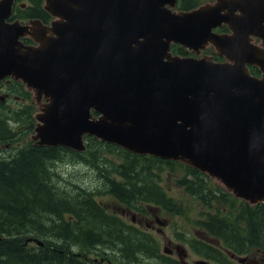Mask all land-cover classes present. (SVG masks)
Masks as SVG:
<instances>
[{
  "label": "water",
  "instance_id": "1",
  "mask_svg": "<svg viewBox=\"0 0 264 264\" xmlns=\"http://www.w3.org/2000/svg\"><path fill=\"white\" fill-rule=\"evenodd\" d=\"M13 2L0 0V82L32 94L35 146L81 153L88 135L181 161L264 204V0L187 12L176 0H43L49 25L7 23ZM223 25L230 34L213 32ZM171 44L197 55L213 46L224 61L172 56Z\"/></svg>",
  "mask_w": 264,
  "mask_h": 264
},
{
  "label": "trees",
  "instance_id": "2",
  "mask_svg": "<svg viewBox=\"0 0 264 264\" xmlns=\"http://www.w3.org/2000/svg\"><path fill=\"white\" fill-rule=\"evenodd\" d=\"M200 1L180 0L178 8L188 11ZM12 18L37 19L42 23L50 19L42 10L41 0H16ZM173 53H180L177 47ZM251 74L259 75L253 67ZM0 85L9 96V102L0 103V264H94L88 259H107L110 255L106 251L112 250L95 247L114 243V239L115 264H143V257L173 264L161 256L158 241L150 234L128 225L96 202L101 191L86 189L87 192L81 186H73L71 191L61 186L59 172L53 169L56 162L99 169L100 176L105 173L107 193L123 207L148 213L142 204L152 203L169 214H180L183 209L157 185L154 178L160 176L152 168L165 163L173 172L175 166H180L186 173L178 184L191 197L199 194L209 210L200 226L220 247L235 256L264 252V205L250 207L232 199L222 188L224 194H218L203 182L201 173L181 164L149 161L94 138H87V150L82 154L59 147L34 146L28 140L35 124L31 94L13 80ZM14 92L28 99L29 105L14 110ZM4 110L9 114H4ZM108 153L116 156L118 162L108 159ZM192 247L212 260H219L221 255L198 240Z\"/></svg>",
  "mask_w": 264,
  "mask_h": 264
},
{
  "label": "rangeland",
  "instance_id": "3",
  "mask_svg": "<svg viewBox=\"0 0 264 264\" xmlns=\"http://www.w3.org/2000/svg\"><path fill=\"white\" fill-rule=\"evenodd\" d=\"M210 51V48L208 49ZM213 51V50H212ZM214 52V51H213ZM208 56H212V54H205ZM15 96L13 97L12 106L13 109L16 111H19L23 108L24 105H29L28 99H24L20 97L18 92H14ZM20 100V101H19ZM4 114H9L6 110H4ZM20 125V124H19ZM105 154L102 153V156ZM106 157L110 160H115V162H118L116 159V156L106 154ZM100 166V165H99ZM165 168V163H158L155 168H152L154 174H159V170ZM54 171L59 172L60 180L58 183L61 186L67 187L69 190H74L73 186H81L84 190L86 189H97L98 191H101L102 193L98 195L95 199L101 203V205L104 206L105 210L115 215L117 214L118 217H120L124 222H126L128 225L135 227L138 230H143L144 226L147 227V231L151 234H153L156 238V240L159 243V250L162 255L163 249L165 248L167 252L171 253L168 255L172 260H177V254H176V248H178L180 251V248H183V254L181 256V264H196L198 261L205 260L201 256L193 253L188 245L182 241L179 240L177 235L178 233L182 234V239L184 238V235L189 237H196L199 239H203L206 241H210V237L201 229H198L196 226H194L193 222L195 220H199L200 216L199 213L201 211V207L196 204V202L189 198L188 195H186L180 188L176 185V179L180 177H184L186 170L180 166H175L176 173L173 174V176L166 177V173L163 176V182L161 185L165 190H167L168 194L171 197L176 198L178 201L181 202L184 212L183 215H170L167 213H163L162 211L157 210L155 214L150 217L149 214H146L145 212H135L133 209H130L129 207L118 204L115 202V199L107 193L108 186L106 184V178L105 173L102 174V176L99 175V169L97 171L93 170L92 168L86 166V165H78L74 164L72 165L70 162H56L54 165ZM101 169V168H100ZM158 178H154V181L157 183ZM149 180V183H153L152 180ZM56 181V180H55ZM141 183V181H139ZM152 191V189H150ZM88 192V190H86ZM229 196V194L227 193ZM147 205V203H143ZM142 204V205H143ZM143 208L144 205L142 206ZM147 216H149L147 218ZM132 219H134V222H131ZM161 222L162 224H158L156 220ZM108 224V223H107ZM94 225L91 228H95ZM186 233V234H185ZM110 243V242H109ZM110 248L112 249L107 250L106 252L110 255L109 258L102 260L101 258H92L88 259L90 262H94V264L102 263V264H114L115 262V254L113 253V249H115V243L107 244L105 246H96V249H102V248ZM185 254V256H184ZM248 261L250 262H256L258 263V259L254 257L253 255H250L249 257H246ZM143 261H145L143 264H164V262L157 258H152L151 260H148V258L143 257ZM207 261V260H206ZM124 261H122L123 264ZM208 264H214L211 261H207ZM231 264H239L236 260L231 259ZM264 264V262L262 263Z\"/></svg>",
  "mask_w": 264,
  "mask_h": 264
},
{
  "label": "flooded vegetation",
  "instance_id": "4",
  "mask_svg": "<svg viewBox=\"0 0 264 264\" xmlns=\"http://www.w3.org/2000/svg\"><path fill=\"white\" fill-rule=\"evenodd\" d=\"M15 4H16V0H15ZM16 18H12V16L10 17V20H7L8 22H12V21H14ZM216 58V57H215ZM114 243H115V239H114ZM113 253L115 254V249H113ZM254 257H256V258H258V259H263L264 258V253H258L257 254V256H254ZM220 258H222V256L220 255ZM231 259H234V258H231ZM224 260H225V262H227V263H230L231 264V260L230 259H228V258H224ZM235 260V259H234ZM246 261H248L247 259H246ZM249 263H252V264H258V263H256V262H250V261H248ZM208 263V262H207ZM114 264H115V262H114ZM246 264V263H245Z\"/></svg>",
  "mask_w": 264,
  "mask_h": 264
},
{
  "label": "bare ground",
  "instance_id": "5",
  "mask_svg": "<svg viewBox=\"0 0 264 264\" xmlns=\"http://www.w3.org/2000/svg\"><path fill=\"white\" fill-rule=\"evenodd\" d=\"M220 188H222L225 192L228 191L226 186L223 183L219 184Z\"/></svg>",
  "mask_w": 264,
  "mask_h": 264
}]
</instances>
